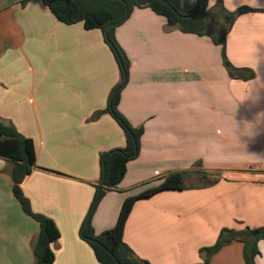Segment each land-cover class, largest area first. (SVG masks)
<instances>
[{
    "label": "crops",
    "instance_id": "obj_1",
    "mask_svg": "<svg viewBox=\"0 0 264 264\" xmlns=\"http://www.w3.org/2000/svg\"><path fill=\"white\" fill-rule=\"evenodd\" d=\"M0 0V118L35 145L36 161L21 183L35 213L60 236L51 264H101L81 226L101 178V154L126 136L107 108L121 81L99 28L59 21L43 0ZM192 10L197 0H180ZM264 10V0H222ZM217 0H209L208 7ZM130 60L119 111L143 127L140 151L118 190L92 216L96 234L112 228L123 201L180 170L216 172L207 187L160 191L134 203L124 241L151 264H197L199 249L222 228L264 226V11L240 14L226 55L250 79L231 77L221 46L208 35L171 28L149 7L135 8L115 29ZM13 163L0 157V264H34L39 222L13 192ZM255 264H264V241ZM209 264H246L243 243L224 246Z\"/></svg>",
    "mask_w": 264,
    "mask_h": 264
},
{
    "label": "trees",
    "instance_id": "obj_2",
    "mask_svg": "<svg viewBox=\"0 0 264 264\" xmlns=\"http://www.w3.org/2000/svg\"><path fill=\"white\" fill-rule=\"evenodd\" d=\"M43 2L55 17L65 24L83 22L86 29H101L121 70V81L112 90L107 108L96 113L94 117H98L102 112H109L123 129L126 145L101 154V178L92 205L81 226L80 235L92 247L101 264H151L149 260L137 256L123 238L125 223L137 199L149 198L164 190L207 187L217 183L221 176L216 172L197 170L170 172L162 177L160 184L127 197L121 205L115 225L99 234L95 233L92 216L97 204L108 191L119 189L118 184L126 173L127 163L139 154L141 137L144 133L142 126H133L118 109L121 91L129 80L130 60L116 39L115 29L129 17L135 8L149 7L155 13L164 16L171 28L211 37L215 44L221 46L223 61L229 75L250 79L254 76L251 69L238 68L229 62L226 55V37L237 16L251 11L264 10L240 6L230 11L224 6L222 0H217L216 4L210 8L208 7L209 0H197L192 10H185L180 0H43ZM110 23L113 26L106 30ZM0 157L13 163L11 174L14 181V195L24 211L40 224L39 234L33 243L34 264H51L54 260L51 243L59 238V230L50 217L32 210L30 201L21 188L23 179L31 172L36 161L34 142L20 133L13 124L5 123L1 118ZM195 181L200 183L197 184ZM101 183L102 189L99 197L96 198ZM233 241L243 243L246 264H255L256 256L261 254L259 242L264 241V226L256 229L249 226L242 229L222 228L212 245L199 249L203 261L197 264H209L217 252Z\"/></svg>",
    "mask_w": 264,
    "mask_h": 264
},
{
    "label": "water",
    "instance_id": "obj_3",
    "mask_svg": "<svg viewBox=\"0 0 264 264\" xmlns=\"http://www.w3.org/2000/svg\"><path fill=\"white\" fill-rule=\"evenodd\" d=\"M112 26H113L112 23L108 24V26L106 27V30H108V29L111 28ZM101 189H102V183H101L100 187L98 188V192H97V196H96V198L99 197V194H100Z\"/></svg>",
    "mask_w": 264,
    "mask_h": 264
},
{
    "label": "rangeland",
    "instance_id": "obj_4",
    "mask_svg": "<svg viewBox=\"0 0 264 264\" xmlns=\"http://www.w3.org/2000/svg\"><path fill=\"white\" fill-rule=\"evenodd\" d=\"M195 182H196L197 184L200 183V182H198V181H195Z\"/></svg>",
    "mask_w": 264,
    "mask_h": 264
}]
</instances>
